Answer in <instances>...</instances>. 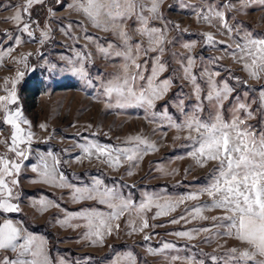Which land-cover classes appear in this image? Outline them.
Segmentation results:
<instances>
[{"label":"rangeland","instance_id":"rangeland-1","mask_svg":"<svg viewBox=\"0 0 264 264\" xmlns=\"http://www.w3.org/2000/svg\"><path fill=\"white\" fill-rule=\"evenodd\" d=\"M46 2L47 0L44 4L34 5L29 10L31 20L38 21V25H31L33 39L19 31L22 23L17 25L12 20L16 6L23 5L25 0H0V51L13 49L9 56L0 61V96L6 94L3 91L5 80L9 81L10 88L17 71H23L24 77L17 84V96L23 115L30 122L31 131L35 133L32 152L24 161L18 177L21 196L16 202L21 211L7 214V218L21 222L19 217L23 215L27 220L44 225L53 233L52 241H48L43 234L33 233L47 240L52 264H59L60 260L65 264H111L117 255L129 252L135 257L136 264H173L171 258L174 256L182 258L174 264H188L189 261L192 264H198L199 261L214 264L212 256L223 257L231 248H247L246 244L235 238L217 235L226 231L217 225L228 223L219 219L227 213L212 208L213 198L204 193L203 189L210 184L218 163L210 161L201 167L188 155L193 150V142L186 139L188 132L178 131L172 123L182 125L186 116L197 112L201 120L207 121L216 112L215 101L209 102L206 99L209 91L207 74L219 73L213 79L218 84L227 81L234 89L223 102V118L230 121L238 101L244 102L255 113V118L247 121L248 125L258 133L264 130V107L261 106L259 97V93L264 91V79H251L243 69V62H237L238 58L234 60L231 55L234 41L242 42L240 36L224 29L218 18H212L210 23L202 19L208 14L209 7H212L225 12L229 23L233 28H238L241 35L244 30H250L254 35L264 36V3L261 0H251L248 5L242 6L240 0H163L160 9L162 18L150 20L149 27L165 29L167 42L163 45L162 53L157 49L148 51L146 55L143 51L138 54L135 45L148 49V38L136 31L140 25L135 17L128 19L125 30L131 36L129 44L133 46V55H139L137 63L144 65L142 74L145 80L138 81L137 84H146L152 68L157 64V57L159 63L165 65V70L159 73L156 83L171 80V86L162 99L155 101L151 110H146L139 106L109 107L108 104L114 105L115 100L109 102L99 95L102 92V82H107L114 75L123 74L124 59L114 54L124 48L122 40L114 32L97 29L81 12L70 9L68 5L72 0H60L59 3L51 0L47 5ZM227 3H232L235 7L231 10L224 8L223 5ZM49 9L52 10L51 13ZM144 15L150 14L145 12ZM27 18L25 15L24 19ZM174 25H179V29ZM48 29H51V38L41 44V32ZM204 33H212L216 43L207 44ZM18 38L23 40L20 46L15 44ZM185 44H192L193 47L185 48ZM230 44L233 48L227 47ZM109 45L113 48L105 56L99 48H108ZM77 52L89 56L85 68L92 81L91 85L70 71L72 65L69 60H76ZM22 57H27V68L24 64L16 63ZM189 58L195 61L192 75L196 76L195 84L201 89V101L196 98L192 80L185 78L184 68ZM50 65L55 67L50 69ZM135 71L134 67L130 69V72ZM32 76L38 77L40 94L25 91L19 94L18 87L23 82L32 83ZM201 102L202 112L197 108ZM239 114L242 118L245 115L243 112ZM169 116L172 118L171 122L167 119ZM3 119L4 113L0 112V140H8L11 127ZM41 124L47 125V130L41 129ZM24 127L27 128L26 125ZM136 135L147 138L158 149L140 159L136 167L124 163L118 169L112 168L95 156L91 160L77 161L82 155L78 144L91 140L110 146H126V139ZM47 152L59 155L60 171L69 183L77 187L90 186L93 178H100L105 185L114 187L137 204L145 193L164 195L174 200L183 195L197 194L198 199L185 201L174 211L156 218L153 217L157 209L153 207L146 212L150 227L143 233H131L129 218L134 219L137 226L140 220L134 212L126 213L117 221L119 231L106 237L102 246H93L83 238L86 232L85 221L73 219L70 222L73 226H62L59 221L64 219L66 212L77 213L91 208L107 212L109 209L93 200L74 202L69 188L31 183L37 179V174L31 169L38 163L39 153ZM0 154L12 155L4 144H0ZM129 171L132 175L128 174ZM41 198L55 201L59 207H50L46 211H42L38 205L34 207L33 202ZM196 207L204 209L201 215L207 219H200L195 214ZM182 216L185 219H180ZM213 217L217 219L213 221ZM2 218L3 214H0V222ZM173 220L179 222L173 223ZM75 225L80 226L74 227ZM204 228L211 231H201ZM181 231L192 233L194 238L173 235ZM145 235H150L151 239L145 240ZM166 243L174 247L164 249L163 245ZM149 249L157 251L150 252ZM5 253H8V257L15 258L12 252ZM215 264H223V261Z\"/></svg>","mask_w":264,"mask_h":264},{"label":"snow or ice","instance_id":"snow-or-ice-1","mask_svg":"<svg viewBox=\"0 0 264 264\" xmlns=\"http://www.w3.org/2000/svg\"><path fill=\"white\" fill-rule=\"evenodd\" d=\"M60 0H57L59 3ZM163 0H72L68 5L70 9L81 12L88 21L97 29L102 31L114 32L123 42L124 48L115 51V55L123 57V74L114 75L107 82L101 83L102 92L99 95L104 96L109 102L115 100L114 105L109 103V107L124 108L128 106L145 107L151 110L157 100L162 99L164 94L171 86V80H163L156 83L159 73L165 70V65L159 63L152 68L151 76L147 78L145 85H138V81L145 80L142 70L144 65L137 63L139 55H133V46L129 44L131 36L125 30L128 19L135 17L140 27L136 29L142 36H146L149 41V48L142 49L141 45H135V50L139 54L143 51L146 55L148 51H164L163 45L167 42V33L165 29L149 27V21L161 19V5ZM242 6L248 5L251 0H240ZM264 3V0H261ZM45 0H25L23 5H17L12 20L23 26L19 31L26 33L28 37L34 39V33L31 28L32 23L38 25V21L31 20L30 9L34 5L44 4ZM224 8L231 10L235 7L232 3L223 5ZM21 9L23 11H21ZM51 13L52 10L49 9ZM148 12L150 15H144ZM199 15V10H197ZM54 14V13H53ZM27 19H24V16ZM212 18H218L221 25L229 33L235 32L240 36L242 42L234 41V49L231 53L234 60L243 62V69L248 73L251 79H264V36L254 35L250 30H244L241 35L238 28H233L226 18L225 12L215 10L209 7L208 14L202 19L211 22ZM179 29V25H174ZM71 28V25L68 26ZM63 30V29H62ZM51 29L42 31L43 44L51 38ZM86 31V30H85ZM205 42L209 45L216 43L212 33H204ZM86 39H93L86 37ZM23 43L21 38L16 39V46ZM223 43V41H220ZM185 48L193 47L192 44H185ZM233 48V45H227ZM113 48L100 47L99 50L109 55V50ZM13 49L0 51V61L9 56ZM89 61L88 55L76 53V60H69L72 65L70 71L72 74L80 77L86 83L91 85L89 73L85 68V63ZM16 63L24 64L27 68V57H22ZM195 61L193 58L187 60V66L184 68L185 78H190L194 84L196 98L201 101L200 87L195 84L196 76L192 75V67ZM50 69L54 65L49 66ZM135 72H130L131 68ZM23 71H17L16 77L11 81V87H8L9 81L6 79L3 87L5 95L0 96V112L4 113L3 122L11 127V134L8 140H0L8 152L12 155L0 154V214H3L0 222V253L10 251L15 254V258L0 256V264H52L48 254V242L42 237L35 235L25 229L20 221H14L7 218L9 213H19L21 211L18 201L19 197L15 189L19 187V175L32 152V144L35 133L31 131L30 122L24 117L19 98L17 96V84L24 77ZM209 91L206 99L209 102L215 101L216 112L210 116L207 121L199 118V113H193L186 116L183 124L172 123L178 131H187L186 139L193 142V150L188 153L196 162L204 167L210 161H216L218 168L214 171L210 184L203 189L209 197L213 198L212 208L225 211L226 216L219 219L228 221L227 224H220L217 227H223L226 231L217 235L235 238L248 247L244 249L231 248L223 257L212 256L211 260L223 264H264V130L259 133L247 121L255 118V113L250 105L239 102L236 104L233 117L230 121L223 118L221 110L223 102L229 98L234 89L227 81L218 84L213 76L219 73H208ZM238 79V78H237ZM261 106L264 107V91L259 93ZM16 107L13 108L12 106ZM199 111H203L202 102L197 105ZM181 111L183 108L181 106ZM245 113L243 118L239 113ZM166 115V113H165ZM167 119L171 122L172 118ZM27 126L25 128L24 126ZM90 127V126H89ZM41 129L47 130V125L41 124ZM195 134V135H194ZM179 139V137H177ZM126 146H110L100 144L94 141L78 144L82 155L77 158L78 162L95 156L106 163L109 167L118 169L124 163L130 167L138 166V162L145 155L157 151V146L147 138L140 135L130 136L125 141ZM61 160L58 154L47 152L39 153L38 163L32 167V171L37 174V179L31 183H45L58 188H69L72 190L71 198L74 202L85 200L96 201L104 205L109 211H99L96 208L84 209L77 213H65L64 219L59 223L62 226H73V219L85 221L86 232L83 238L88 240L93 246L104 244L106 237L111 236L114 231H119L120 225L117 221L126 213H135L136 218L140 220L139 226L131 217L128 220L131 233H143L150 227L146 212L154 207L157 209L155 216L160 217L176 209V207L189 200L198 199L197 194L183 195L178 199L170 197L145 193L144 198L137 204L130 197L126 198L114 187L105 185L103 179L93 178L90 186L77 187L68 182L67 177L60 171ZM163 171V169H160ZM129 175L132 172L129 171ZM39 206L42 211L50 207H59L55 201L47 198H41L33 202V206ZM204 211L201 207L194 209L195 214L200 219H207L202 216ZM180 219H185L181 217ZM213 221L217 218L213 217ZM178 223V220H173ZM75 225L74 227H79ZM201 231L209 232L211 229L204 228ZM130 233V234H131ZM178 237L193 239L190 232L181 231L173 233ZM145 240H150V235L144 236ZM174 245L164 244V249H171ZM150 252H156L155 249H149ZM261 257L262 259H257ZM182 259L174 256L171 261ZM59 264H65L63 260ZM111 264H136L135 257L131 252L117 255ZM188 264H192L191 261ZM198 264H204L199 261Z\"/></svg>","mask_w":264,"mask_h":264},{"label":"trees","instance_id":"trees-1","mask_svg":"<svg viewBox=\"0 0 264 264\" xmlns=\"http://www.w3.org/2000/svg\"><path fill=\"white\" fill-rule=\"evenodd\" d=\"M50 2L51 0H47L46 5L50 4ZM34 12H36V10ZM37 78H38L37 76H32V78H30L32 80V83L23 82L18 87V93L21 94L22 92L25 91V92L32 93L34 95H39L40 94V84ZM15 191L18 194V197H20L21 196L20 190L17 188L15 189ZM19 219L21 220L23 227L27 229L29 232L35 233V234H43L46 236L48 241H52V239L54 238L53 233L50 232L44 225L33 223L27 220V218H25L23 215H21ZM0 256H8V253H5V252L0 253Z\"/></svg>","mask_w":264,"mask_h":264}]
</instances>
